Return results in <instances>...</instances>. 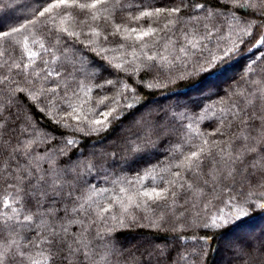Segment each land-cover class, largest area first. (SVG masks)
<instances>
[{
  "label": "trees",
  "instance_id": "obj_1",
  "mask_svg": "<svg viewBox=\"0 0 264 264\" xmlns=\"http://www.w3.org/2000/svg\"><path fill=\"white\" fill-rule=\"evenodd\" d=\"M48 2L0 0V30L22 29L0 38V49H7L6 55L16 62H26L22 49L24 39L28 38L32 50L50 60L51 56L38 44L31 43L34 37L46 47L52 45L61 59L64 55L75 58L77 67L81 68L77 79L86 88L79 98L69 92L73 104L83 105L82 111L73 115L102 119L97 112L109 109L98 101L107 96L119 100L118 118L104 130L91 132L86 124H78L67 116L71 111L67 101H49L47 95L36 101L29 99L28 92L33 86L39 90L48 87L47 82L32 79L29 83L24 74L15 69L9 71L7 67L0 69V74L9 76V81L0 86V109L9 122L5 136L14 137L13 143L20 139L31 141L32 152L43 168L53 165L69 177V184L78 190L76 195L85 199L92 197L94 217L96 211L111 205V212L103 213L104 219L97 218L93 227V231L104 233L108 239V243L95 250L93 264H143L144 261L217 264L221 260L226 264H264V208L256 206L264 202V180L256 183L245 179L250 173L259 177V171L247 167L250 156L245 157L243 165H235L238 172L244 169L236 175L235 181L223 179L228 169L220 159L221 149L226 153L229 146L236 149L241 143L236 139L239 129L235 123L229 127L228 121L232 118L226 116L228 106L233 102L239 104L243 99L233 93L255 92L264 80V45L253 46L257 31L264 33V27H256L264 18L254 17L250 8L236 7L232 0H195L220 14L218 20L214 18L209 22L210 28L213 23L216 27L212 28V37L202 41V57L220 56L228 47L235 49L211 72H205L199 70L201 65L206 66L203 58L197 65L200 53L196 56L190 53L183 58L178 52L179 45L184 43L185 30L192 32L193 23L199 28L200 23L205 22L203 9L196 20H189L194 11L190 6L192 0H185L189 6L182 9L179 20L169 26L170 30H164L167 21L163 17L133 19L141 10H154L159 5L174 6L169 0H119V3L110 0L108 11L102 13L108 18L106 21L89 19L84 25L80 23V16L69 20V30L80 32L79 38L50 31L52 23L39 16ZM246 21H255L256 26L248 29L251 36L241 30ZM117 23L121 25L122 34H126L124 28L140 31L149 26L157 32L141 43L134 39L123 40L119 35H110L108 40L85 35L91 27H97L106 35L109 30H115ZM90 39L94 41L91 46ZM59 49L65 52L62 54ZM148 56H155L156 60L150 61ZM176 56L181 59L174 60ZM161 57H167L171 63L161 62ZM108 61L123 64V69L110 66ZM39 64L37 58V66ZM134 68L140 70L133 71ZM108 80L116 83L95 87ZM123 85H130L135 91L122 90ZM89 88L91 91H87ZM64 123L75 128L64 127ZM188 124L192 125L191 129L187 128ZM213 132L216 134L212 135ZM205 139L215 159L212 154L205 158L204 165L197 170L198 177L194 178L192 173L176 166L194 150L193 145H200ZM68 140L74 143L68 145ZM258 160L264 163V157ZM176 172L181 173L180 177L174 176ZM172 179L192 183L193 189L179 186L172 189L177 196L173 199L169 195L171 207L161 201L158 208L150 201L145 203L146 198L136 197V203L141 206L133 204L125 213L116 202L117 197L125 199L153 188H169L167 182ZM5 198L16 212L2 206ZM241 207L244 213H240ZM34 211L33 208L31 212ZM31 212L19 183L12 188L6 183L0 184V214H3L0 224L5 228L17 225L23 215ZM5 217L13 219L5 223ZM213 218L219 227L210 226ZM78 229L79 226H73V231ZM36 231L20 223L15 231L6 232L10 237L8 244L15 240L21 246L13 245L15 251L25 257L24 264L42 259L40 249L44 245L33 247V243L38 242ZM248 245L251 249L246 252ZM158 248L166 255H160Z\"/></svg>",
  "mask_w": 264,
  "mask_h": 264
},
{
  "label": "snow or ice",
  "instance_id": "obj_2",
  "mask_svg": "<svg viewBox=\"0 0 264 264\" xmlns=\"http://www.w3.org/2000/svg\"><path fill=\"white\" fill-rule=\"evenodd\" d=\"M109 2L110 0H49L47 6L39 12V16L46 17L52 23L50 31L79 38L80 32L69 30V20L75 16H80V23L84 25L88 24L89 19L92 21L104 19L106 21L108 18L103 17L102 13L108 11L107 5ZM116 2L119 3V0H116ZM232 3L238 8L247 7L252 9L251 14L258 19L264 18V0H232ZM169 4L174 6L165 7L164 5H159L154 10H141L139 15L133 17V19L163 17L167 21L164 24V30H170L169 26L175 25L177 20H179L182 9L189 5L186 4L185 0H169ZM190 6L194 11L189 20H196L197 14L203 9L205 22H201L199 28L193 23L192 27L194 31L192 32L185 30L183 36L184 43L179 45L178 52L183 54V58H187L190 53L194 56L200 53L197 56V65H200V60L203 58L202 41L210 39L213 35L212 28L216 27L215 23H213L210 28L209 22L214 18L218 20L220 14L209 10L205 3L195 2V0H192ZM58 17L59 20L57 19ZM254 26H256L255 21H246L245 27L241 30L244 31L245 35L251 36L252 33L248 29ZM256 27L257 29L264 27V19H261L260 25ZM114 28V31L109 30L105 35L97 27H91L90 32L85 33V35L104 40H108L110 35H119L123 40L134 39L135 42L141 43L147 37H154L157 32L156 28L149 26L140 31H137L136 28H132L131 30L124 28V33L126 34H122L119 23L115 24ZM201 28L203 29L202 33L200 32ZM21 30V28H13L10 32L0 30V38L11 36L13 33L20 32ZM253 39L255 40L254 47L264 45V33L257 31V35ZM31 43L33 45L38 44L44 53H48L51 56V59H44L40 52L32 50L28 38L24 39L22 49L26 62H16L14 58L6 55L7 49H0V60H2L0 62V69L5 67L9 71L15 69L19 73L24 74V78L29 83H31L32 79H36L37 82L44 81L48 83V87H43L39 90L33 86L32 90L28 92L30 100L36 101L42 96L47 95L49 101H56L57 103L67 101V107L71 109L70 112H67V116L72 117L78 124H86L88 130L91 132L104 130L112 120L118 118L119 100L107 96L100 98L98 101L99 104L105 105L109 109L108 111L97 112V115L101 116L102 119L90 120L87 116L73 115L82 111L83 105L73 104L69 92L79 98L80 92L85 91L86 88V85L77 79V76L81 72V68L77 67V60L69 58L66 55L61 59L53 51L52 45L46 47L44 42L36 40L34 37ZM92 43L94 41L90 39L89 46ZM59 51L62 54L65 52L64 49H59ZM234 51V47H228L223 50V54L220 56L211 55L209 58H203L206 66L201 65L199 70L211 72L217 64L228 58ZM37 58L40 59L39 66H37ZM10 59L11 63L9 62ZM147 59L155 61L156 57L148 56ZM173 59L180 60L181 57L176 56ZM161 62L171 63L167 57H161ZM80 63L82 65V61ZM108 63L112 67L123 69V64H112L111 61H108ZM139 70V68L133 69V71ZM7 81H9V76L7 74H0V86L5 85ZM12 83L15 82L13 81ZM115 83L112 80H108L104 83H97L95 87L103 88L106 84L114 85ZM123 89L135 91L130 85H123ZM262 89H264V80L260 82V86H258L255 92L249 90L247 95L243 92L233 93L234 95L243 97V99L239 104L233 102L229 105L226 116H231L232 118L228 121L229 127H231L232 123H235L237 129H239L236 139L241 143L236 149H231L229 146V150L226 153L223 149L220 150V159L224 162L226 169H228L224 173L223 179L231 178L235 181L236 175L244 171V169H241L238 172L235 165L238 163L243 165L245 157L250 156L251 159L248 161L247 167L259 171V177L255 173H250L245 179L256 183L264 180V163L258 160V157H264V90ZM17 90L21 92L25 91L24 88H18ZM87 91H91V89L89 88ZM120 94L118 93L117 95ZM109 101L111 102L110 104L108 103ZM127 106L132 107V105ZM41 110L43 111V109ZM223 122L224 120L222 119L221 123ZM8 123L3 115V110L0 109V184L6 183L9 188H12L14 184L19 183L20 189L23 191L24 196L27 197L29 211L31 212L33 208L35 211L31 212V214L23 215L22 221L18 220L17 225H10L8 228H5L4 224H0V241H3V243H0V264H5V261H7V264H24L25 257L15 251V248H20L21 246L15 240H12V244H8L10 237L6 235L8 231H15V227L20 223L28 229L34 228L37 230L34 235H36L38 242L33 243L34 248H39L41 244L44 245L40 249V257L42 259L34 261V264H93V257L96 254L95 250L99 246L108 243L106 235L100 231H93V227L96 224L97 218L103 220V213L111 212V205L96 211L94 217V202L92 201V197L88 196L85 199L82 196L76 195L75 193L78 190L69 184V177L55 169L53 165L50 164L48 168H43L32 152L31 141L26 142L24 139H20L13 143L14 137L5 136V132L7 131L6 125ZM62 126L75 128L74 125L66 123L62 124ZM191 127V124L187 125L188 129H191ZM79 130L84 131L83 128ZM24 131H27V129L25 128ZM197 134L199 135V133ZM215 134V132L212 133V135ZM73 143V140L67 141L68 145ZM215 143L213 141V145ZM208 145L209 141L206 139L200 145H193L194 150L185 155L181 163L176 167L186 169L193 174L194 178H197L199 175L197 170L202 168L205 158L212 154ZM212 155L213 159H215V154ZM180 175V172L174 174L175 177H180ZM167 183L171 187L161 188L160 190L153 188L151 191H143L142 193H137L135 197L128 196L125 199L117 197L116 202L125 213L128 212V207L133 204L138 208L141 206L139 203H136V197H144L146 198L145 203L150 201L158 208L161 207V201L165 202L166 207H171L168 204L169 195L173 199L177 196V193L172 189L177 186L185 187L188 190L193 189V184L186 181L180 183L177 179H172ZM204 183L206 184L207 181H204ZM121 191L124 190L121 189ZM2 206L11 208L13 212H16V209L12 208L7 198L2 201ZM256 206L264 208V202ZM244 212L245 209L241 207L240 213ZM12 219V217H5V223ZM73 226H79L78 231H73ZM210 226L219 227L216 218L212 219ZM203 239L209 240L210 237H203ZM13 245H15V248ZM250 249L251 245H248L245 251L247 252ZM157 252L160 255H166L163 249L158 248ZM168 259L171 261L172 257L169 255ZM143 264H151V261H144Z\"/></svg>",
  "mask_w": 264,
  "mask_h": 264
},
{
  "label": "rangeland",
  "instance_id": "obj_3",
  "mask_svg": "<svg viewBox=\"0 0 264 264\" xmlns=\"http://www.w3.org/2000/svg\"><path fill=\"white\" fill-rule=\"evenodd\" d=\"M232 249V248H231ZM222 259H223V257H222ZM217 264H226V263H224V262H222V260L221 261H218V262H216Z\"/></svg>",
  "mask_w": 264,
  "mask_h": 264
}]
</instances>
